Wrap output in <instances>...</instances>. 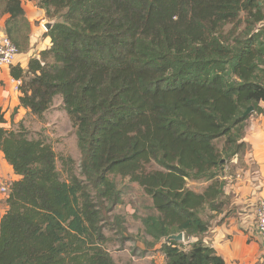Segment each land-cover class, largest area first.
<instances>
[{
	"label": "trees",
	"instance_id": "obj_1",
	"mask_svg": "<svg viewBox=\"0 0 264 264\" xmlns=\"http://www.w3.org/2000/svg\"><path fill=\"white\" fill-rule=\"evenodd\" d=\"M40 1L62 21L50 47L11 76L35 116L63 98L85 181L72 171L61 180L52 146L2 127L0 114V151L20 177L0 220V264H116L104 231L123 242L127 231L109 216L122 203L111 175L152 198L147 247L160 245L167 264H226L203 243L204 216L226 203L221 172L246 150L244 113L264 103V0ZM0 17L28 52L22 0H0ZM189 182L208 185L198 193ZM180 233L198 241L166 242Z\"/></svg>",
	"mask_w": 264,
	"mask_h": 264
},
{
	"label": "crops",
	"instance_id": "obj_2",
	"mask_svg": "<svg viewBox=\"0 0 264 264\" xmlns=\"http://www.w3.org/2000/svg\"><path fill=\"white\" fill-rule=\"evenodd\" d=\"M22 4L32 24L31 48L28 52L19 54L15 67L18 66L26 71L30 60L39 57L43 51L35 48L38 39L42 42L46 38L45 44H48L50 38L47 34L44 35L42 30L40 33L37 32L40 24L45 23L44 10L35 6V8L33 6L28 8L25 0H22ZM7 18L0 17L3 30ZM35 32L39 37L34 38ZM0 85L4 86L0 88L2 89L0 107L3 108L2 101L6 100L3 114L7 111L5 116L7 122L14 117L10 112L13 107H16L18 111H28L21 107L19 82L11 76V68H0ZM259 107L261 112L254 111L246 122L242 138V142L246 145L245 152L225 165L221 172V180L225 182L226 203L219 211H207L204 216L209 220L210 227L203 237V243L215 249L226 264H264V245L255 233L257 208L264 200V103H261ZM0 154L6 162L1 151ZM7 166L10 167L9 164ZM190 184L191 182L188 184L189 188H191ZM201 184H204V187L200 191L195 190L198 193L208 185ZM196 241H198L197 238L189 239L184 245L188 247V243L190 245ZM160 248L161 246L158 245L155 250L159 252L157 254L161 257V261L155 264H160L162 261V264H167Z\"/></svg>",
	"mask_w": 264,
	"mask_h": 264
},
{
	"label": "rangeland",
	"instance_id": "obj_3",
	"mask_svg": "<svg viewBox=\"0 0 264 264\" xmlns=\"http://www.w3.org/2000/svg\"><path fill=\"white\" fill-rule=\"evenodd\" d=\"M25 1L28 8L29 6L41 8L42 3L40 0ZM53 11L54 8H51V13ZM44 15L45 23L42 25L40 22L41 24L37 32L40 33L42 30L43 34L46 35L49 32L46 25L51 24L53 26L55 23L62 21V13L54 17L53 13L49 16L47 15V11L44 10ZM37 32L34 33V38H37ZM45 40L46 38L41 42L38 39L35 48L37 50L48 49L51 45V39L48 44H45ZM45 46L46 48L44 49ZM3 87V85H0V88ZM0 91H2V89H0ZM5 101H2L3 108L0 107V114H3V110L5 111ZM15 108L16 107H13L10 110L14 117L11 119L9 117L10 120H8V122L5 119L7 111L3 114L6 123H4L2 127H5L8 130L23 131L27 133V137L30 139L42 140L50 144L57 155V167L61 172V180L68 181L70 178L69 173L72 171L73 175H76L82 181H85V176L83 175L81 168L82 154L78 145L76 134L77 128L75 127L71 116L65 109L63 98L57 96L54 99L50 110L42 117L33 115L29 110L18 111V109ZM7 164L1 158L0 154V220L7 211V205H5V203L8 199V192L2 194L3 192L1 191V188L7 185L8 189L10 184L14 181L20 180V177L15 175L12 167L10 166V168ZM110 177L115 180V183L122 194V203L115 207L114 211L109 216L111 217V220L115 216L124 218V227L127 232L125 233L126 238L123 242L117 234L116 228L111 229V227H107L104 231L105 236L108 239L105 245L106 248L117 262L116 264L159 263V261H161V257L157 254L159 252L155 250V247H147L148 244L154 242V240L147 235L143 223V218L157 214L153 207L152 198L146 195L137 183L131 182L129 178H122L119 175H111ZM190 185L191 189L197 191L202 190L204 187V184L196 182H191ZM92 194L94 196L95 192L92 191ZM184 239L186 238L184 237ZM186 241L187 240H184V244H186Z\"/></svg>",
	"mask_w": 264,
	"mask_h": 264
},
{
	"label": "built area",
	"instance_id": "obj_4",
	"mask_svg": "<svg viewBox=\"0 0 264 264\" xmlns=\"http://www.w3.org/2000/svg\"><path fill=\"white\" fill-rule=\"evenodd\" d=\"M264 26V23H263ZM20 52L13 44L10 37L0 26V68H12L17 64V58ZM19 86L21 84L20 81ZM4 193L8 192L7 185L1 188ZM255 233L264 245V200L259 203L257 208V220L255 223Z\"/></svg>",
	"mask_w": 264,
	"mask_h": 264
},
{
	"label": "water",
	"instance_id": "obj_5",
	"mask_svg": "<svg viewBox=\"0 0 264 264\" xmlns=\"http://www.w3.org/2000/svg\"><path fill=\"white\" fill-rule=\"evenodd\" d=\"M46 27L50 31L53 26L51 24H48V25H46ZM254 111H255V108L253 106H250L246 110V112L244 113V117L250 116ZM171 240L176 241V242H183L184 241V234L180 233L178 235H172L166 239V242H169Z\"/></svg>",
	"mask_w": 264,
	"mask_h": 264
}]
</instances>
